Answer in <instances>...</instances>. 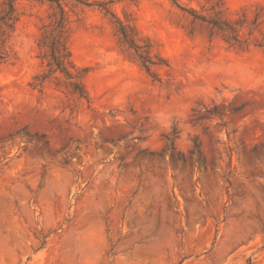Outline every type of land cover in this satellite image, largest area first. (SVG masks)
Returning a JSON list of instances; mask_svg holds the SVG:
<instances>
[{"label": "rangeland", "instance_id": "obj_1", "mask_svg": "<svg viewBox=\"0 0 264 264\" xmlns=\"http://www.w3.org/2000/svg\"><path fill=\"white\" fill-rule=\"evenodd\" d=\"M69 13L88 99L49 76L19 0L0 66V264H264V0ZM45 74L42 86L34 77Z\"/></svg>", "mask_w": 264, "mask_h": 264}, {"label": "trees", "instance_id": "obj_2", "mask_svg": "<svg viewBox=\"0 0 264 264\" xmlns=\"http://www.w3.org/2000/svg\"><path fill=\"white\" fill-rule=\"evenodd\" d=\"M19 0H0V66L8 61L14 60L15 56L9 48V42L15 33L19 20L17 4ZM44 3L50 10L49 23L42 28V36L37 43L38 49H43L42 60H45V67L49 76L57 81L56 85L63 84L65 90L78 99L87 100L88 94L82 82L84 70L74 65L69 49L67 47L69 32V13L71 8L81 5L90 7L95 4L105 16L115 19L116 33L122 42L133 49L138 55L142 67L153 78L148 65H152L150 58L142 57L141 49L136 44V29L131 23L123 24L116 19L110 11L108 4L94 0H37ZM48 76L45 74L34 77V88L43 85Z\"/></svg>", "mask_w": 264, "mask_h": 264}]
</instances>
